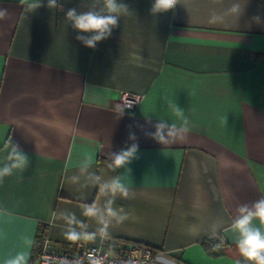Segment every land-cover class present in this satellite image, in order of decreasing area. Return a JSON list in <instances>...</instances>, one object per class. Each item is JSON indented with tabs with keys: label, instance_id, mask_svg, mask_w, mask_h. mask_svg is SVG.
<instances>
[{
	"label": "crops",
	"instance_id": "0c3cea01",
	"mask_svg": "<svg viewBox=\"0 0 264 264\" xmlns=\"http://www.w3.org/2000/svg\"><path fill=\"white\" fill-rule=\"evenodd\" d=\"M154 2L0 0V264H26L42 227L63 246L117 238L184 264H255L235 224L264 200V0ZM72 9L117 23L87 47ZM121 91L140 102L124 108ZM116 179L127 195L102 187Z\"/></svg>",
	"mask_w": 264,
	"mask_h": 264
},
{
	"label": "clouds",
	"instance_id": "9594fccd",
	"mask_svg": "<svg viewBox=\"0 0 264 264\" xmlns=\"http://www.w3.org/2000/svg\"><path fill=\"white\" fill-rule=\"evenodd\" d=\"M22 3L25 0H21ZM178 0H155L152 11H167L172 9ZM105 6L109 13H118L124 6L118 5L116 0H104ZM55 0H49V6H54ZM38 5L33 3L30 7L35 8ZM237 9H233L236 11ZM6 13L0 10V19L5 17ZM67 18L73 22V26L80 30L81 32H91L95 33L89 39H84L83 37H77L83 40L87 47H95L96 43L104 39L108 34H110L111 27L115 26L117 23L116 16L114 15H99L94 12H87L82 14H77V12L72 9L67 12ZM177 115H182L179 109H176ZM155 135H160V128L157 127V132ZM163 137H161V140ZM137 151V146L132 145L129 149L122 151L120 154L115 156L114 163L116 166L124 165L129 162L130 158L134 156ZM15 163L12 168H21L27 163V158L21 152L13 149ZM10 174L9 168H4L0 170V179L5 175ZM104 188H109L113 194L116 192H121L127 195L126 189L120 183L119 179L112 181L110 185L102 186ZM111 204V201H109ZM108 213L111 215H116L114 210L109 207L107 209ZM241 217L236 221L235 228L240 234V239L238 246L241 254L248 260L254 261L255 264H264V200L259 201L254 206V210H248L247 208L241 209ZM86 214L95 216L97 215V208L95 205L86 207ZM256 218L259 220L260 227H253L252 220ZM71 235L75 236V233ZM18 264V262H16Z\"/></svg>",
	"mask_w": 264,
	"mask_h": 264
},
{
	"label": "built area",
	"instance_id": "2783aa9c",
	"mask_svg": "<svg viewBox=\"0 0 264 264\" xmlns=\"http://www.w3.org/2000/svg\"><path fill=\"white\" fill-rule=\"evenodd\" d=\"M141 100L140 94L121 91L119 101L124 108L133 109ZM38 251L26 264H184L169 260L165 253L150 246L122 239L104 237L97 245L80 248L54 243L41 229ZM39 232V234H40Z\"/></svg>",
	"mask_w": 264,
	"mask_h": 264
},
{
	"label": "trees",
	"instance_id": "16d2710c",
	"mask_svg": "<svg viewBox=\"0 0 264 264\" xmlns=\"http://www.w3.org/2000/svg\"><path fill=\"white\" fill-rule=\"evenodd\" d=\"M41 229H43V227L40 228V231H41ZM40 235H41V232L37 236V241H36V246H35L36 249H38V241H39ZM122 240H124V239H122ZM201 245L203 246V248L207 252V254H209L211 256H219V255L223 254V247L225 246V243L223 241H221L219 238L211 237V238L203 240L201 242Z\"/></svg>",
	"mask_w": 264,
	"mask_h": 264
},
{
	"label": "snow or ice",
	"instance_id": "6c2138e0",
	"mask_svg": "<svg viewBox=\"0 0 264 264\" xmlns=\"http://www.w3.org/2000/svg\"><path fill=\"white\" fill-rule=\"evenodd\" d=\"M0 219H3V218H0ZM3 248V236L2 234H0V250H2Z\"/></svg>",
	"mask_w": 264,
	"mask_h": 264
}]
</instances>
